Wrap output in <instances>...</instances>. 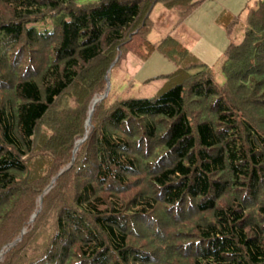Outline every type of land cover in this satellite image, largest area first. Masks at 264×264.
Returning <instances> with one entry per match:
<instances>
[{"label": "trees", "instance_id": "16d2710c", "mask_svg": "<svg viewBox=\"0 0 264 264\" xmlns=\"http://www.w3.org/2000/svg\"><path fill=\"white\" fill-rule=\"evenodd\" d=\"M77 1L0 0V220L23 206L25 226L39 197L43 209L1 262L29 248L27 264H264V0L243 24L218 17L240 33L220 85L173 38L145 39L155 3L181 21L203 0ZM18 44L40 55L22 71ZM155 50L177 68L154 97L92 109L118 52Z\"/></svg>", "mask_w": 264, "mask_h": 264}, {"label": "rangeland", "instance_id": "374dc122", "mask_svg": "<svg viewBox=\"0 0 264 264\" xmlns=\"http://www.w3.org/2000/svg\"><path fill=\"white\" fill-rule=\"evenodd\" d=\"M96 1L97 0H79L77 4L87 5ZM258 1L259 0H203L191 14L181 21H178L174 10L166 8L162 2L159 1L154 4L149 14V20L152 25L146 32L145 39L148 43L157 47L167 37L173 38L192 56L212 69L215 76L214 80L220 85L223 77L219 72V68L226 49L230 42H235V44L240 42V33L231 31V33L228 34V32L217 23V19L224 12L243 24L245 21L246 9H254ZM34 27L39 28L40 25ZM131 47H129V45L126 46L125 51L128 49L132 50ZM11 53L12 55L9 60L12 62V65L16 62L18 67L21 68V71L32 64L34 66V62L40 57L37 49H33L29 52V50L25 49V47L20 44H18ZM176 68L175 64L157 50L148 55L146 59H140L130 51L125 55L118 52L107 75L108 94L105 98H102L103 95L94 96L92 109L97 103L100 104L101 101L106 98L109 103H112L117 98H152L165 84L166 78L172 75ZM103 92H105V90ZM87 117H89L88 114ZM86 122L87 120H85L84 123L85 130L83 136L81 140L76 143L74 151H76L78 145L87 138L86 136L89 132L91 122L89 121V125H86ZM55 182L56 179L51 180L47 189H49L51 185L53 186ZM65 183L68 186L70 181L66 179ZM44 191L45 188H43V193ZM72 195V191L69 190L67 196L70 197ZM39 200L40 197L35 200V212L29 216V220L25 222V226H21L22 228L18 223H14V219L16 215L22 214L24 211L23 206L10 208V210L5 213L0 220V245L2 243V245H4V241L9 240L13 235L14 236L8 242H11L15 238H17V240H15L10 247H15L24 237V242H26V244L33 239L31 235H26L30 230L28 226L34 223L37 218L36 215H39L43 210L41 209ZM66 201L67 202L63 206L72 205V200L66 199ZM19 205L20 204H18V206ZM51 208V215L47 223L44 221V228L47 232L51 233L50 239L52 243L56 235L55 224L59 207L51 206ZM20 228L23 230L22 232H25L22 238L18 235V231L21 230ZM18 239L21 240L19 241ZM7 250L8 248L6 249V247L0 250V264H4L5 259H3L2 262L1 260ZM28 254L29 248L26 252V255ZM22 255L23 254H21V257L17 258L16 264H27L28 260L26 261V255L23 257ZM83 263L84 260L77 259V261L73 260L71 264Z\"/></svg>", "mask_w": 264, "mask_h": 264}, {"label": "water", "instance_id": "95a60500", "mask_svg": "<svg viewBox=\"0 0 264 264\" xmlns=\"http://www.w3.org/2000/svg\"><path fill=\"white\" fill-rule=\"evenodd\" d=\"M107 94H108V80H107V78H106V89H105V92H104L102 98H105V97L107 96ZM95 102H96V101H95ZM91 114H92V111L89 112V117H88V119H87L86 125H89V121H90V116H91Z\"/></svg>", "mask_w": 264, "mask_h": 264}, {"label": "crops", "instance_id": "0c3cea01", "mask_svg": "<svg viewBox=\"0 0 264 264\" xmlns=\"http://www.w3.org/2000/svg\"><path fill=\"white\" fill-rule=\"evenodd\" d=\"M231 16V15H230ZM202 63V62H201ZM204 64V63H203Z\"/></svg>", "mask_w": 264, "mask_h": 264}]
</instances>
